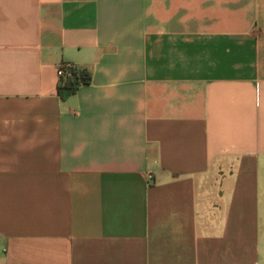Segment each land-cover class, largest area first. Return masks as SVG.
<instances>
[{
  "label": "crops",
  "instance_id": "obj_1",
  "mask_svg": "<svg viewBox=\"0 0 264 264\" xmlns=\"http://www.w3.org/2000/svg\"><path fill=\"white\" fill-rule=\"evenodd\" d=\"M0 264H264V0H0Z\"/></svg>",
  "mask_w": 264,
  "mask_h": 264
},
{
  "label": "trees",
  "instance_id": "obj_2",
  "mask_svg": "<svg viewBox=\"0 0 264 264\" xmlns=\"http://www.w3.org/2000/svg\"><path fill=\"white\" fill-rule=\"evenodd\" d=\"M89 75L84 71H78L77 77L73 81L65 83L64 85H58L57 94L63 100L68 99L71 95H73L81 84L89 83Z\"/></svg>",
  "mask_w": 264,
  "mask_h": 264
},
{
  "label": "built area",
  "instance_id": "obj_3",
  "mask_svg": "<svg viewBox=\"0 0 264 264\" xmlns=\"http://www.w3.org/2000/svg\"><path fill=\"white\" fill-rule=\"evenodd\" d=\"M78 68L72 63H62L57 68L58 85H64L73 81L77 77ZM149 180L152 179V173L147 174Z\"/></svg>",
  "mask_w": 264,
  "mask_h": 264
}]
</instances>
